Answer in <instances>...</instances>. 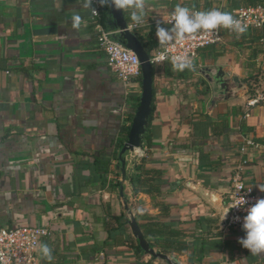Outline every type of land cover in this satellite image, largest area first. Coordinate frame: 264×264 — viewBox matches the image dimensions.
Here are the masks:
<instances>
[{
  "label": "crops",
  "instance_id": "1",
  "mask_svg": "<svg viewBox=\"0 0 264 264\" xmlns=\"http://www.w3.org/2000/svg\"><path fill=\"white\" fill-rule=\"evenodd\" d=\"M206 1L146 0L141 35L158 44L156 25L170 27L166 19L177 4L204 11ZM210 1L209 10L225 11V0ZM74 14L83 21L75 30ZM90 16L77 0H0V227L48 229L36 252L40 264H163L122 245L133 238L124 200L137 224L147 221L142 215H158L154 203L161 201L169 217L153 221L179 224L187 249L174 252L159 240L150 245L154 251L178 264H264V255L238 242L245 232L221 220L233 180L264 194L257 187L264 184V100L248 105L252 92L264 94V53L254 59L233 32L198 51L192 79L169 62L154 64L149 129L132 168L125 154L122 199L118 154L141 81L124 85L108 68ZM205 66H222L247 90L210 111V93H196L197 71ZM142 160L144 169L160 171L153 185L164 192L133 190ZM107 237L111 248L101 246ZM45 244L51 261L42 260Z\"/></svg>",
  "mask_w": 264,
  "mask_h": 264
},
{
  "label": "built area",
  "instance_id": "2",
  "mask_svg": "<svg viewBox=\"0 0 264 264\" xmlns=\"http://www.w3.org/2000/svg\"><path fill=\"white\" fill-rule=\"evenodd\" d=\"M93 7L99 12L93 16L90 12V19L93 28L97 34L98 47L104 52L106 64L116 78L124 85H130L141 78L140 62L137 56L125 46L120 44L114 36L116 31H110L100 20L103 7L94 3ZM200 10V9H198ZM202 11V10H200ZM232 14L243 24L247 26L246 31L250 29H259L264 25V8L260 5L241 7ZM170 15L166 22L171 27ZM141 26V25H140ZM140 26L131 23L128 29L133 31ZM245 31V32H246ZM228 29L220 28L212 35L198 33L191 39L183 42L174 43L167 48L159 47L150 58L151 64L170 62L173 56L184 55L192 59L195 69V60L200 49L217 46L222 43L224 36L233 33ZM264 100V94L260 91H254L248 100V105H257ZM245 146L258 147L256 143L250 140L245 141ZM141 154L130 153L131 168L136 164ZM243 196L247 203L243 205L240 200ZM258 198H264V194L255 192L250 185H247L240 179L232 181L228 195V217L226 219V228H238L243 230V218L247 215V208L250 207ZM239 204L241 207H236ZM50 232L45 228H34L30 226H18L11 228L0 227V264H40L36 255L41 240L48 237Z\"/></svg>",
  "mask_w": 264,
  "mask_h": 264
},
{
  "label": "clouds",
  "instance_id": "3",
  "mask_svg": "<svg viewBox=\"0 0 264 264\" xmlns=\"http://www.w3.org/2000/svg\"><path fill=\"white\" fill-rule=\"evenodd\" d=\"M77 2L79 8L90 10L93 16L99 14L93 7L94 3H98L100 7H114L116 10L128 11L131 21L136 26L142 25L146 20V0H77ZM171 16V27H165L162 24L156 25V37L161 48L191 39L198 33L212 35L220 28H224L234 31L239 36L247 28L232 13L216 8L200 11L177 4ZM82 22V17L79 14H74L71 20L72 29H78ZM171 63L176 71L196 70L192 59L184 55L173 56ZM257 187L261 193H264V184ZM240 200L243 205L247 203L243 196H240ZM236 207L241 206L237 204L234 208ZM246 211L247 215L243 218L242 225L245 236L238 242L249 250L251 255H264V198H258ZM41 250L43 256L51 261L52 250L49 246L42 245Z\"/></svg>",
  "mask_w": 264,
  "mask_h": 264
},
{
  "label": "water",
  "instance_id": "4",
  "mask_svg": "<svg viewBox=\"0 0 264 264\" xmlns=\"http://www.w3.org/2000/svg\"><path fill=\"white\" fill-rule=\"evenodd\" d=\"M106 10L108 16L111 18V22L109 23L108 27L109 30L116 31L117 34L114 36V38L137 56L140 62L141 70V92L139 103L132 118L126 141L124 142L118 154L119 166L117 168L121 173L119 195L123 199V184L127 180L125 154L133 153L135 150H143L144 138L149 129L152 113V70L150 57L144 50L140 40L134 35L132 31L128 29V24L124 18L123 11L116 10L114 7H106ZM197 74L202 77L206 83V86L208 87L211 98L209 101L210 111L216 103L236 99L247 90V86L244 83H242L237 77L233 76L230 71H226L222 66L201 67L198 69ZM186 186L190 187L188 184ZM132 188L134 190L133 185ZM191 189L194 188L191 187ZM197 192L202 194L199 191ZM124 207L130 217V219L127 221L129 230L133 238L138 242L140 250L151 257L163 259L168 264H178L171 261L166 256L156 253L150 247L144 238L136 220L129 211L125 200ZM227 213L228 209L224 208L221 216L223 226L226 225V219L228 217Z\"/></svg>",
  "mask_w": 264,
  "mask_h": 264
},
{
  "label": "trees",
  "instance_id": "5",
  "mask_svg": "<svg viewBox=\"0 0 264 264\" xmlns=\"http://www.w3.org/2000/svg\"><path fill=\"white\" fill-rule=\"evenodd\" d=\"M210 4H211V1L207 0L205 3V6H203L202 9L204 11L209 10L208 8ZM255 5H260L264 8V0H225L224 9L225 11L232 13V11L238 8L250 7V6H255ZM192 9L198 10L199 8L197 6H194ZM101 13L102 15H104V18L100 16V20L102 24L106 27H109V24H107L108 16H107L106 7H103V10ZM124 18L126 22L131 21V19L127 16L126 12H124ZM139 28L133 30V32L136 35L138 34L136 37L142 43L143 48L146 51V53L149 55V57L152 58L156 50L159 48V46L151 34L142 36ZM248 31H249L248 34L240 35L239 36L240 41H237V42L238 44H249L248 46L252 47L253 56L255 59L257 58L259 54L264 53V25H262V27H260L257 30H248ZM151 70H152V76H153L154 64H151ZM193 72L194 71L185 70L182 73L188 74V79H192L193 77L191 76ZM139 81H141V78L139 79ZM208 92H209L208 87L206 86L205 81L203 79L202 80L197 79L196 93L201 96H207ZM253 93L254 92H252V94ZM149 144H150L149 139L146 138V147H149ZM138 171L140 172V176H134L130 181V184L136 188V191H138L139 193L146 194L150 197H153L154 191L158 194H160L162 191L164 192L163 189H160V186L153 185L154 184L153 182L156 179L155 177L160 175V171L144 169L143 160L141 161V165ZM168 191H170V188L168 189ZM154 207L158 208V210L160 211L159 214L156 216L142 215V217H145L147 221L145 223L138 224L143 233L144 238L147 240L149 245L157 246V242L159 240H165V244L172 251L174 252L186 251L187 249L186 245L182 241H179L180 239H183L184 237H186L184 234L185 230L182 227H180L179 224H165V223H160L158 221H153L154 219H158L159 217H163V218L169 217V207L166 206V204H164L161 201H156L154 203ZM126 224L127 222L125 221V225ZM43 240L45 243L46 238L44 237L42 241ZM109 240L110 238L107 237L105 242L101 244V246H103V248L104 247L111 248V244H109L108 242ZM122 245L131 251H137V252L142 253L139 248L138 242L134 240L132 237H129L126 240H123ZM95 249H97V247H94V250ZM161 251L162 253H165V251L163 250ZM41 253H42V250H41ZM41 255H42V260H45L46 258L43 256V253ZM95 256L96 254L93 257ZM141 262L142 264H153L150 261L149 262L141 261Z\"/></svg>",
  "mask_w": 264,
  "mask_h": 264
},
{
  "label": "rangeland",
  "instance_id": "6",
  "mask_svg": "<svg viewBox=\"0 0 264 264\" xmlns=\"http://www.w3.org/2000/svg\"><path fill=\"white\" fill-rule=\"evenodd\" d=\"M128 163H129V165H130V161H129V159H128ZM133 204H132V208H133ZM133 214V213H132ZM128 218V220L130 219V217L129 216H126V219ZM127 229H128V231H129V233H130V230H129V227L127 226ZM131 234V233H130ZM156 253H160L159 251H155ZM147 257H149V256H147ZM158 261H161V263H163V264H166V262L165 261H162V260H158Z\"/></svg>",
  "mask_w": 264,
  "mask_h": 264
}]
</instances>
